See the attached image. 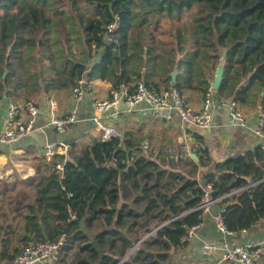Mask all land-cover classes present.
Masks as SVG:
<instances>
[{"label": "trees", "instance_id": "16d2710c", "mask_svg": "<svg viewBox=\"0 0 264 264\" xmlns=\"http://www.w3.org/2000/svg\"><path fill=\"white\" fill-rule=\"evenodd\" d=\"M80 3H85L84 8ZM115 13L121 17L120 44H107L105 25ZM161 17L170 23L167 30L163 28L169 35L166 42L176 41L175 55L168 57L171 62L187 61L193 69L196 59L215 63L225 52L226 76L219 91L231 85L234 99L243 105L242 94L254 93L258 87L264 110V0H0V67L12 69L0 78V88L1 80L7 82L15 75L20 80L16 71L28 66L31 75L26 71L27 79L49 77L52 85L55 76H62L56 73L54 59L63 57L65 51L68 75L60 77L58 86H51L56 90L69 89L81 78L96 75L112 76L113 86L132 84L142 79L141 74L131 76L123 57L132 20L144 18L141 21L151 24L152 18L157 28ZM81 30L98 46L99 58L90 57L88 64L71 60L70 47L61 48L65 36ZM48 65L51 74L46 76ZM33 66H38L35 72ZM230 70L235 73L228 82ZM144 82L160 91L158 84ZM172 86L182 91L179 80L168 83ZM130 122V126L120 124L122 137L103 141L100 135L83 136L79 143L73 141L74 149L66 156L57 154L53 164L66 160L63 179L53 164L41 158L36 168L41 169L43 179L34 187L36 197L24 202L16 216L23 226L9 223L0 212V264L11 262L31 242L54 241L62 233L68 240L59 263L70 253L72 264H119L127 254L121 264H191L185 252L193 249L196 240H188L186 235L192 226L206 221V213L197 207L208 184L213 187V197L225 196L219 205L225 208L224 225L233 234L252 230L264 221L262 140L254 135L253 140L247 129L239 128L235 143L221 150L219 145L213 147L216 137L210 129L188 128L196 142L190 150L198 156L196 160L181 147L166 146L175 131L160 128L154 138L152 125L135 128ZM146 137L150 148L143 150ZM219 209L215 205L212 211ZM153 222L156 224L151 226ZM217 233L220 239L226 235L219 229Z\"/></svg>", "mask_w": 264, "mask_h": 264}, {"label": "built area", "instance_id": "2783aa9c", "mask_svg": "<svg viewBox=\"0 0 264 264\" xmlns=\"http://www.w3.org/2000/svg\"><path fill=\"white\" fill-rule=\"evenodd\" d=\"M120 26L121 17L118 13H115L112 20L105 25L104 40L107 44H120L117 36ZM94 92L89 83L81 78L76 85L72 86L71 98L73 105L71 110L66 113L59 112L58 102L54 98H49L46 105L31 99L11 101L8 104L3 128L0 131V143L13 145L21 137L31 134L37 117L43 110L49 114L48 124L53 126L57 133H66L69 127L78 120L77 111L80 102L88 96L95 97L93 95ZM212 98L213 89L209 88L205 92L201 107L194 109L188 107L184 96L177 87L172 86L157 91L142 80L132 84L121 83L111 87L104 97L92 98L94 127L103 141L122 137V131L116 126L119 113L111 111V109L120 103H125L129 107L128 110L137 109V106L143 104L145 106L142 109L143 111L166 123H173L175 116H179L184 124L189 123L197 128L210 129L213 126ZM223 104L227 108L233 126L250 130L258 140L260 139L264 142V110L259 112L256 123L251 125L250 117L240 108L236 99L231 98L223 102ZM22 115L25 117L23 120H21ZM73 149L74 145L72 143L60 139L45 143L42 146V155L47 162L53 164V159L57 154L66 156ZM65 161L53 164V168L60 173L61 179L64 178ZM212 192L213 187L208 184L197 209L202 210L203 213H208L215 205L220 206L219 211L215 215V222L219 230L226 234H231L232 232L227 230L222 219V213L225 208L219 205V202L225 196L213 197ZM200 226V224L192 226L188 230L186 238L190 240L197 237V231ZM67 240V234L62 233L54 241H33L17 253L13 260L7 264H35L49 257L58 260ZM201 250L203 254H209L217 250L222 251V258L213 264H262L260 261L263 256L264 246L259 242L237 244L227 240L214 241L205 239L202 242Z\"/></svg>", "mask_w": 264, "mask_h": 264}, {"label": "crops", "instance_id": "0c3cea01", "mask_svg": "<svg viewBox=\"0 0 264 264\" xmlns=\"http://www.w3.org/2000/svg\"><path fill=\"white\" fill-rule=\"evenodd\" d=\"M133 23H135L134 20H132V25ZM137 24L140 25L145 23L141 21ZM146 24L149 25L148 22H146ZM131 30L132 29L130 28V31ZM149 40H151L150 36ZM172 69H174L173 66L171 70ZM38 71L40 72L41 70L39 69ZM143 73H141V80L146 81L145 79H143ZM179 73L180 69H178L177 75H179ZM1 75L2 73L0 74V78L2 79L6 77H2ZM169 75L172 81V76L171 74ZM14 77L12 78V80L2 82L3 87L0 88V131L3 128L6 119L8 104L15 99L13 97L17 96L18 98L16 100L24 98L23 96H19L17 93L14 96V90H12V92H9L11 90V87H9L7 84L10 81H13ZM206 77L207 78L204 80L205 82H203L200 87V99L195 98L192 95L187 96L183 93V90L181 91L188 107L194 109H199L201 107L204 100L205 92L209 88H211V83L214 80V77L208 76V73ZM83 79H85L93 88V90L95 91L93 95L95 97L88 96L84 98L80 102L78 107L80 108L82 106L89 112L93 113L94 109L92 104V98H100L107 95L109 89L113 87V79L112 81H110L109 77L101 78V76L99 75H96L93 78L84 77ZM177 80H179L178 76L176 78V81ZM38 82L41 83L40 81H36L34 85L35 87H38ZM150 82L153 85L158 84L160 90H162L163 88H168L167 82H164V85H161L160 83L155 81ZM32 83L33 82H31L30 84L32 85ZM39 88L40 92L36 97L31 95V91L27 93L30 94V96L34 97L35 100H39V103L43 105H46V102L49 98L56 99L59 105L60 113H66L71 110L73 105V100L71 98L72 87L69 88L70 90L58 89V95L49 96L46 101H42L45 99L44 95H46L45 92H43L45 87L42 85V83ZM192 88L193 86L190 89L193 90ZM223 92L224 91L220 92L219 90H213V101L211 108L213 115V126L209 130V133L216 137L213 142V147H217L219 145L221 150L230 148L235 143L236 130L239 129L238 127H235L231 124L227 108L223 104V102H225L226 100H229L234 97L227 98L226 96H224ZM238 103L240 108L243 109L250 117L251 125H254L256 123V119L259 112L262 110L261 101H258L256 107L253 105H246L245 103L243 105H241L240 102ZM144 107L145 106L143 104H140L139 106H137V109L128 110V105H126L125 103H120L118 106L112 108L111 111H117L119 113V117L116 122L117 128H119L120 124L130 126V121H132V124L135 128L143 127L147 129L148 126L152 125L154 127L152 131L154 138L160 133V128H168L175 132H172L173 137L166 142V146L171 148L177 145L178 147H181L184 152L192 153L190 151L191 146L196 144V142L194 141L193 136L188 132V128L184 125L183 122L175 119L173 123H166L163 120L153 117L146 111H143L142 109ZM123 115H126L128 117L124 118ZM48 118V112L43 110L38 115L37 120L34 124V130L31 132V134L21 137V139L13 145H5L0 143V212H2V214L4 213L7 217V221L9 223H12L13 225L18 224L16 216L21 212L24 202L31 201L36 197L34 192L35 185L37 183L40 184L42 182L43 178L39 174V172H41V169L40 171H38L36 168L41 158L43 159L42 146L47 142H54L60 139L68 141L74 145L73 141L79 143L78 141H80L83 136L90 137L98 135L97 131L95 130V127L89 128L85 121H82L77 127H74V125H72L71 127H69L66 133L59 134L53 126L48 124ZM23 119H25V117L22 115L21 120ZM150 119L158 121L150 122ZM162 124L164 125V127ZM246 131L250 136H253V133L250 130L247 129ZM154 138H152V140H154ZM239 138L243 139L241 133H239ZM254 139L255 138L253 136V140ZM141 145H143V150H147V148H150L149 137H146L145 140L141 143ZM248 145L249 144H247V146ZM212 210L206 213V221L199 227V230L197 231L198 236L194 238L196 240V243L193 246V249L185 252L186 255H188V258L190 259L191 264H204V261L205 263L208 261L216 263L222 258L223 253L221 250H217L209 254L202 253L201 246L203 240L205 239H210L214 241L227 240L229 242L237 244H242L246 242H259L262 243L264 246V221L252 230H244L236 234H224V237L220 239L221 237L217 233L218 227L215 222L216 211ZM18 225L23 226V223ZM71 259L72 255L69 253L66 260L62 263H59V260L57 261L49 257L35 264H72V262H70ZM260 263L264 264V256H262ZM2 264H4V262H2ZM183 264L188 263L183 262Z\"/></svg>", "mask_w": 264, "mask_h": 264}, {"label": "rangeland", "instance_id": "374dc122", "mask_svg": "<svg viewBox=\"0 0 264 264\" xmlns=\"http://www.w3.org/2000/svg\"><path fill=\"white\" fill-rule=\"evenodd\" d=\"M137 2H139V0H137ZM80 4L82 8H84L85 3H80ZM141 19H144V18H141ZM141 19L140 18L134 19L135 23H133L132 30L130 31L131 33L129 34V45L126 48L124 56H123L127 59L128 72L132 74L134 78H139L140 74L145 71L143 73V79L149 82L155 81V82L160 83L161 85H164V82H167V83L172 82L170 79V75H169L171 74L173 70V69L171 70L172 65L174 68L175 63H179L180 61L179 63L180 73L177 76H178L179 82L182 85L183 93L187 96L192 95L193 97L200 99L201 97L200 87L203 84V82H205L204 80L207 78L206 77L207 73H208V76H212V77L215 76L217 67L219 65V61L214 63L212 60L196 59L194 61L193 69L190 68L189 63L187 61L182 62L181 60L179 61L173 60L171 62L168 57L171 55H175L173 50H175L176 41H173V43L166 42L167 40H169V35L163 32V28L167 30L170 27L169 21L165 17H161L160 21L158 22V27L156 28L155 26L156 23L152 18L150 19L153 21V23L147 25L146 21L142 20V22H144L145 24L138 25L137 23H140ZM149 36H150V39L153 37L158 42L153 43L152 40H149ZM49 44L51 47V51L54 53L57 52V49L55 48V45H54L55 43L52 39L49 40ZM67 46L70 47V49L72 50L71 56H70L71 60H77V61L80 60L88 64L91 58H94V59L99 58V56L97 55L98 46L96 45L94 41L87 40V33L84 30H81V32L77 34L72 33L68 36V38L65 36L64 44L61 47L62 50L66 49ZM143 46H145L144 53H141ZM187 46L192 47L193 45L187 43ZM147 47H149V52L147 50ZM177 53L178 51H176V54ZM62 54H63V57L61 56L60 58L58 57L57 59L56 58L54 59V64L57 69L56 73H61L62 76H55L54 77L55 79L53 80L52 85L58 86L60 77L65 78V76L68 75V72H67L68 66L65 63V59L68 57V53L67 51H65ZM36 64L37 63L35 62V65ZM124 65L125 64H123L122 66ZM28 67L23 68V70L18 68L16 73L21 76V79L18 80L17 75H15L14 80L10 81L7 84L9 87H11V90L9 92H12V90H14V96L17 93L19 96L24 97L23 99L13 100V101H23L26 99L34 100L35 99L34 97H36L38 93L40 92V88L34 86L36 81H40L43 86L45 84H49V80H48L49 77H44L43 79L41 76H37V77L33 76L32 78L29 77L27 79L25 77L27 74L26 71H28V76L31 75V72H29ZM5 68L6 67L0 68V74L2 73V77H4ZM37 68L38 66H33L31 69L33 70V72H35ZM66 68H67V71H65ZM122 68L123 67L121 68L119 67V69H122ZM50 69H51V65L46 66V71H45V73H47L46 76L51 74ZM11 70L12 69L9 70L7 68V72L5 76ZM234 73H235L234 70L229 71V73L227 74L230 77L228 82L231 81L232 75ZM225 76H223V78ZM112 79L113 77L111 76L110 81H112ZM244 79H245V84H246L248 80V75L245 76ZM1 81L3 82V80ZM137 81H140V80H137ZM31 82H33L32 85L30 84ZM41 83L39 84L41 85ZM52 85L49 84L47 85V88H44L43 92H45L46 95H44L45 99L42 101H46L49 96L58 95L59 90L58 89L56 90L53 87H51ZM192 86H193L192 89L194 91L190 89ZM29 91H31V95H33L34 97L30 96V94L27 93ZM232 92H233V87H231L230 85L224 90L223 94L227 98H231L233 97ZM261 95L263 94H261L260 89L257 87V90H255L254 93L246 92L242 94V97L246 99V105H253L256 107L258 101H262ZM212 101H213V98H212ZM77 117H78V120L73 124L74 127L75 126L77 127L82 121H85L89 128H94L93 113L89 112L82 106L77 111ZM175 119L180 120V117L175 116ZM149 121L157 122L158 120L150 119ZM184 125L189 129H193L199 132H204V130L197 128L189 123H185ZM175 148H178V146L176 145ZM154 224H156V222H153L151 226H154ZM263 256H264V250H263Z\"/></svg>", "mask_w": 264, "mask_h": 264}, {"label": "water", "instance_id": "95a60500", "mask_svg": "<svg viewBox=\"0 0 264 264\" xmlns=\"http://www.w3.org/2000/svg\"><path fill=\"white\" fill-rule=\"evenodd\" d=\"M226 60H227V56H226V53L224 52L220 58V61H219V65L217 67V70H216V73H215V76H214V80L212 81L211 83V88L213 90H219V88L221 87V84H222V81H223V76H224V70H225V66H226ZM178 69H179V64L176 63L175 66H174V69L173 71L171 72V76H172V81L173 83L176 82V78H177V73H178ZM7 72V68H5V73H4V76ZM192 157H194L196 160H198V156L196 155V153H191ZM150 234V233H149ZM148 234V235H149ZM140 242H138L133 248L132 250H134L137 245L139 244ZM94 244L96 245V243L94 242ZM131 250V251H132ZM130 251V252H131ZM103 253L101 252V257H102ZM129 254H127L120 262L119 264L122 263V261L128 256Z\"/></svg>", "mask_w": 264, "mask_h": 264}]
</instances>
